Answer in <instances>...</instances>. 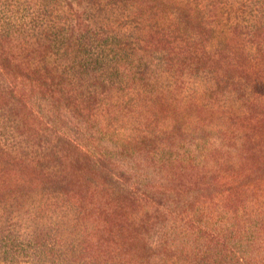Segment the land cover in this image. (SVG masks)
Wrapping results in <instances>:
<instances>
[{
    "label": "trees",
    "instance_id": "obj_1",
    "mask_svg": "<svg viewBox=\"0 0 264 264\" xmlns=\"http://www.w3.org/2000/svg\"><path fill=\"white\" fill-rule=\"evenodd\" d=\"M264 264V0H0V261Z\"/></svg>",
    "mask_w": 264,
    "mask_h": 264
},
{
    "label": "rangeland",
    "instance_id": "obj_2",
    "mask_svg": "<svg viewBox=\"0 0 264 264\" xmlns=\"http://www.w3.org/2000/svg\"><path fill=\"white\" fill-rule=\"evenodd\" d=\"M0 264H31V258L28 256H20V257H13L11 259H8L6 262H1ZM49 264V263H44Z\"/></svg>",
    "mask_w": 264,
    "mask_h": 264
}]
</instances>
